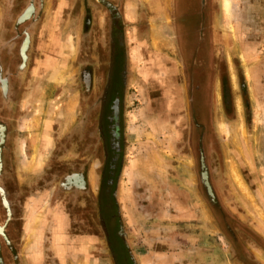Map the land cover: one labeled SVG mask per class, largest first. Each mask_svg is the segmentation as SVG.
<instances>
[{
  "label": "rangeland",
  "instance_id": "obj_1",
  "mask_svg": "<svg viewBox=\"0 0 264 264\" xmlns=\"http://www.w3.org/2000/svg\"><path fill=\"white\" fill-rule=\"evenodd\" d=\"M144 3L120 10L138 22ZM230 3L211 0L216 75L197 112L200 152L187 142L174 46H158L174 32L160 23L142 37L126 32L124 151L107 207L135 264H264V0ZM84 6L0 0V79L9 87L0 80V264H120L100 195L108 26L91 7L87 28ZM201 152L212 184L202 180Z\"/></svg>",
  "mask_w": 264,
  "mask_h": 264
},
{
  "label": "flooded vegetation",
  "instance_id": "obj_2",
  "mask_svg": "<svg viewBox=\"0 0 264 264\" xmlns=\"http://www.w3.org/2000/svg\"><path fill=\"white\" fill-rule=\"evenodd\" d=\"M125 0H83L85 9H88L87 28L95 26V16L91 12L92 8H99L105 12L107 21L106 37V60L101 63L105 69L103 80V93L101 97V111L99 116L100 141L103 153V167L101 169L103 182L101 184V213L102 218L107 225L110 234L114 235V225L108 216L107 207V188L117 184L120 174L122 156L124 151L123 139V94L122 86L127 77V56L128 44L126 32L131 27L124 18L123 11ZM171 2V1H170ZM148 6L142 5L140 19L136 23L139 29V35L147 33V16L152 11L153 5L162 7V0H150ZM156 6V7H157ZM172 6V2H171ZM174 11L170 17L172 29L174 32V51L171 52L176 57L179 77L183 88L184 112L188 125L187 142L190 147L197 148L200 152L201 145L194 141L195 130L201 129L202 124L198 123L200 117H197L206 102L208 90L212 86L213 77L215 78L216 69H214L213 43L211 36V0H174ZM33 10V11H32ZM30 11V12H29ZM28 12V14H26ZM35 13V6L32 2L28 9L23 12V17L31 19ZM22 17V18H23ZM139 25V26H138ZM2 87L8 89L7 79L1 77ZM190 132V133H189ZM201 133V132H199ZM7 139V127L0 124V171L3 169V145ZM186 142V143H187ZM107 147V153H106ZM202 151V149H201ZM200 155L201 168L204 166L207 171V156ZM196 164V163H195ZM204 172V173H205ZM204 176V175H203ZM202 178V177H201ZM200 178V180H201ZM204 182V179H202ZM212 184V181L208 179ZM212 188V187H211ZM213 190V189H212ZM3 203L9 209V200L4 189L1 190ZM214 197V192L212 193ZM10 217L8 222L10 221ZM110 221V222H108ZM5 227L0 229L4 234ZM122 230L117 235L122 236ZM113 237V236H112ZM116 256L120 264H135L132 257L127 258L120 242L116 241L117 236L112 238ZM130 259V260H129ZM132 259V260H131Z\"/></svg>",
  "mask_w": 264,
  "mask_h": 264
},
{
  "label": "crops",
  "instance_id": "obj_3",
  "mask_svg": "<svg viewBox=\"0 0 264 264\" xmlns=\"http://www.w3.org/2000/svg\"><path fill=\"white\" fill-rule=\"evenodd\" d=\"M130 1L131 0H125V4H124V6H126L125 8L126 9H128V7H129V3H130ZM150 0H143V2H145L143 5L144 6H148V3L147 2H149ZM171 0H162V7H158L157 5H153V8H152V11H150V13L148 14V16H147V31L150 33V31H151V33H152V29H153V24L154 25H156V24H163L164 26H165V28H166V31H173V29H172V24H171V21H170V17H171V2H170ZM130 6H131V4H130ZM157 6V7H156ZM163 15L164 17H162V19H160V17L157 19V17H158V15ZM128 15H129V12L127 13V16L125 15L124 16V18H125V21L129 24V25H131V27L129 28V29H132V28H135V29H137V26H132V25H134L135 24V22H137V21H135V20H133V19H131V17H130V15H129V18H128ZM154 18H156V20L154 19ZM153 20H155V21H153ZM159 20H161V21H159ZM158 21V22H157ZM141 37H142V35H141ZM173 40H174V36H173V39H171V43L169 42V40H166V42L164 43V42H162V44H158V46L159 45H161V47L162 48H168L169 50V52H170V44H171V46L173 45ZM128 45H129V48H131V43H128ZM174 46V45H173ZM161 47H159V48H161ZM168 51L167 52H165L167 55H170L169 53H168ZM130 53H132L131 51H130ZM129 54V53H128ZM135 59L136 60H139V57H138V55L137 54H135ZM149 161V160H148Z\"/></svg>",
  "mask_w": 264,
  "mask_h": 264
},
{
  "label": "bare ground",
  "instance_id": "obj_4",
  "mask_svg": "<svg viewBox=\"0 0 264 264\" xmlns=\"http://www.w3.org/2000/svg\"><path fill=\"white\" fill-rule=\"evenodd\" d=\"M230 0H226V10L230 7ZM33 11V10H32ZM30 12V11H29ZM26 14H28V12L26 13ZM25 57V56H24ZM6 90V89H5ZM3 91H4V89H3ZM235 168V167H234ZM236 172V171H235ZM234 173V172H233ZM238 173V172H237ZM79 186H81V184L79 185Z\"/></svg>",
  "mask_w": 264,
  "mask_h": 264
},
{
  "label": "water",
  "instance_id": "obj_5",
  "mask_svg": "<svg viewBox=\"0 0 264 264\" xmlns=\"http://www.w3.org/2000/svg\"><path fill=\"white\" fill-rule=\"evenodd\" d=\"M204 180L206 181V183H208V173L207 171L204 174ZM209 184V183H208Z\"/></svg>",
  "mask_w": 264,
  "mask_h": 264
}]
</instances>
